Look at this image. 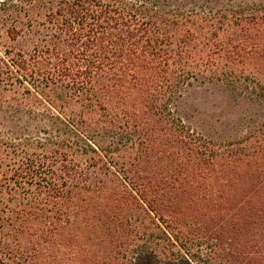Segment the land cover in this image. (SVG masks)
I'll return each mask as SVG.
<instances>
[{"label": "trees", "instance_id": "trees-1", "mask_svg": "<svg viewBox=\"0 0 264 264\" xmlns=\"http://www.w3.org/2000/svg\"><path fill=\"white\" fill-rule=\"evenodd\" d=\"M196 89L264 107V0H0V264H264V112Z\"/></svg>", "mask_w": 264, "mask_h": 264}, {"label": "rangeland", "instance_id": "rangeland-1", "mask_svg": "<svg viewBox=\"0 0 264 264\" xmlns=\"http://www.w3.org/2000/svg\"><path fill=\"white\" fill-rule=\"evenodd\" d=\"M228 97L220 95L215 91L191 90L187 97L180 102V114L185 117L192 125L204 129H211L223 126L227 129L231 122L241 117H254L255 113L263 116L264 107L255 108L248 106L245 102L233 103ZM226 111L228 114H226ZM228 119V120H227ZM222 122V125L220 123ZM195 257H186L184 264H220L216 259H208L206 247L202 246ZM200 248V249H201ZM201 251V252H200ZM177 264H183L180 260ZM143 264V263H142ZM148 264V263H144Z\"/></svg>", "mask_w": 264, "mask_h": 264}]
</instances>
